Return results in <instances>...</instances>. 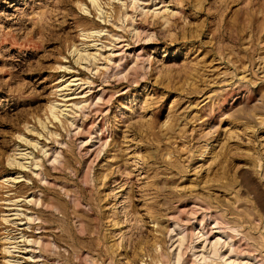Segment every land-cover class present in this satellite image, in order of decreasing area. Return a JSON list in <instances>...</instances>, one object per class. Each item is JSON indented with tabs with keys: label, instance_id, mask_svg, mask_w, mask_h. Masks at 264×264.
Here are the masks:
<instances>
[{
	"label": "rangeland",
	"instance_id": "1",
	"mask_svg": "<svg viewBox=\"0 0 264 264\" xmlns=\"http://www.w3.org/2000/svg\"><path fill=\"white\" fill-rule=\"evenodd\" d=\"M215 248L264 264V0H0V264Z\"/></svg>",
	"mask_w": 264,
	"mask_h": 264
},
{
	"label": "bare ground",
	"instance_id": "2",
	"mask_svg": "<svg viewBox=\"0 0 264 264\" xmlns=\"http://www.w3.org/2000/svg\"><path fill=\"white\" fill-rule=\"evenodd\" d=\"M53 160H57V157L55 156V157L53 158ZM230 250H231V251L234 250V248H232V245H231ZM220 258H221V256H220V254H219V250L215 248V251H214V258L211 259L212 264H222V263H219V261L216 260V259H220Z\"/></svg>",
	"mask_w": 264,
	"mask_h": 264
}]
</instances>
